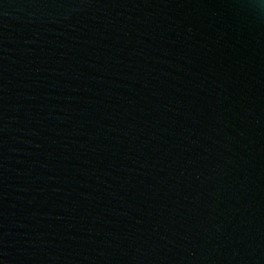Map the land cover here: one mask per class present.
I'll return each mask as SVG.
<instances>
[{
  "label": "water",
  "instance_id": "water-1",
  "mask_svg": "<svg viewBox=\"0 0 264 264\" xmlns=\"http://www.w3.org/2000/svg\"><path fill=\"white\" fill-rule=\"evenodd\" d=\"M0 264H264V0H0Z\"/></svg>",
  "mask_w": 264,
  "mask_h": 264
}]
</instances>
